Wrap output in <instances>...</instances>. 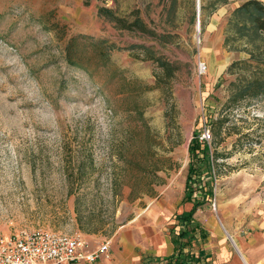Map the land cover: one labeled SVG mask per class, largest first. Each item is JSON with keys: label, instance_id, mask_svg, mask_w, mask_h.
Returning <instances> with one entry per match:
<instances>
[{"label": "rangeland", "instance_id": "rangeland-1", "mask_svg": "<svg viewBox=\"0 0 264 264\" xmlns=\"http://www.w3.org/2000/svg\"><path fill=\"white\" fill-rule=\"evenodd\" d=\"M239 1L202 26L201 0L199 11L197 0H0V236L42 228L94 245L144 225L158 201L173 212L169 234L205 232L189 248L207 264H264V95L229 100L258 64L244 38L224 44ZM136 14L148 32L124 26ZM196 133L218 154L212 195L193 184L202 202L177 225L193 205Z\"/></svg>", "mask_w": 264, "mask_h": 264}, {"label": "trees", "instance_id": "trees-1", "mask_svg": "<svg viewBox=\"0 0 264 264\" xmlns=\"http://www.w3.org/2000/svg\"><path fill=\"white\" fill-rule=\"evenodd\" d=\"M88 1L89 0H85V3H88ZM228 1L231 0H201L200 8L202 12V26L205 25L206 14L211 13L218 4L226 3ZM98 12L106 16L109 20H121V16L115 14L114 10L109 6H99ZM124 26L131 29H138L143 32L149 31L140 16L137 14L134 15L132 20L125 22ZM224 31L226 34L224 38L225 45L231 44V42L236 39L244 38L245 42L250 45V48L247 49L249 58L258 63L251 76L233 82V90L229 100L236 103L244 98H253L264 95V57H261L262 50H260L264 48V1L240 0L228 13L224 25ZM96 42L99 43V45H102L106 44L107 40L97 39ZM107 48L108 50L104 54L105 57H108L107 54L110 50L114 48L120 49V47H115L113 43L107 45ZM67 49H70V44L67 45ZM147 53L149 54L147 58L158 62L160 66H164L167 71L172 72L174 67L169 69L168 66L170 65H168V62L162 61L159 57L155 56L149 47H147ZM213 126L214 123L212 125V135L213 137H216L220 134V125L217 126L216 131H214ZM188 148L191 158L201 155L199 157L201 165H189L185 188L188 190V192H186V198L193 200V205L188 212H182L177 215V225L179 223H189L193 212L202 202V199L200 198H192V192L194 190L192 189L193 184L199 188H204L206 190L204 194L212 195V188L209 185V182H211V179L213 178L212 168L214 169V162L218 158L216 149L211 152L209 143L205 140L200 141L197 133L189 143ZM203 173L209 174L210 176L208 175V178L202 177ZM201 179H203V182ZM196 233H198L200 237H205V232L199 228H195V225L190 231L182 226L176 234L171 236V240L175 246L174 253L164 258L156 257L154 259L156 264H207L203 259V254L200 253V249H198L199 253L196 254L191 248H189V241L197 236ZM185 236H188L189 239L188 242L184 243L182 240Z\"/></svg>", "mask_w": 264, "mask_h": 264}, {"label": "built area", "instance_id": "built-area-1", "mask_svg": "<svg viewBox=\"0 0 264 264\" xmlns=\"http://www.w3.org/2000/svg\"><path fill=\"white\" fill-rule=\"evenodd\" d=\"M205 64L199 63V72ZM206 139L208 132L202 133ZM109 250V241L92 244L79 233L20 229L0 236V264H69L94 262Z\"/></svg>", "mask_w": 264, "mask_h": 264}, {"label": "crops", "instance_id": "crops-1", "mask_svg": "<svg viewBox=\"0 0 264 264\" xmlns=\"http://www.w3.org/2000/svg\"><path fill=\"white\" fill-rule=\"evenodd\" d=\"M145 212L147 222L134 230H129L128 225L121 227L110 238L109 250L101 258L94 262L69 264H156V257L172 255L175 250L172 234L165 231L166 221L173 215L172 210L157 201L149 205ZM231 242L233 244V239ZM238 255L248 264L242 254Z\"/></svg>", "mask_w": 264, "mask_h": 264}, {"label": "water", "instance_id": "water-1", "mask_svg": "<svg viewBox=\"0 0 264 264\" xmlns=\"http://www.w3.org/2000/svg\"><path fill=\"white\" fill-rule=\"evenodd\" d=\"M197 10L199 11V0H197V5H196ZM200 22H199V18H198V26H199Z\"/></svg>", "mask_w": 264, "mask_h": 264}]
</instances>
